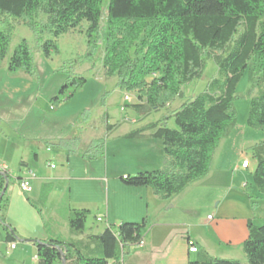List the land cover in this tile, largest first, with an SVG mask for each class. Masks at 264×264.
<instances>
[{"label": "trees", "instance_id": "obj_1", "mask_svg": "<svg viewBox=\"0 0 264 264\" xmlns=\"http://www.w3.org/2000/svg\"><path fill=\"white\" fill-rule=\"evenodd\" d=\"M104 9V0H0V62L9 56L14 26L8 18L22 20L35 32L47 58L59 52L57 41L62 35L86 22L94 52L104 40L106 76L116 78L123 92H138L140 102L128 105L140 112L159 110L172 98L182 96L183 87L201 79L209 60H213L217 76L208 87L165 117L174 118L177 128L158 120L122 135L125 139H160L165 155L162 168L121 176L124 184L151 187L155 194L170 199L206 177L216 150L237 124L234 100L246 72L251 84L247 124L264 131V0H110L104 38L99 40ZM46 34L51 37L46 39ZM8 70L13 75L24 71L36 76L27 40L10 55ZM86 83L84 77L64 83L52 98L53 106L72 99ZM144 99L146 103H141ZM109 119L106 115L108 137L116 127ZM80 141L77 136L55 145L66 147L70 155L77 152ZM105 146L106 138H94L82 152L83 157L100 158ZM253 150L257 165L252 185L264 193V142L254 145ZM8 180V171H0V222L7 228ZM246 190L250 194L249 184ZM90 213L88 209L71 210L73 234L84 233ZM147 227L145 217L139 222L123 221L117 228L107 226L90 241L53 237L49 242H33L45 264L62 263L63 259L65 264H123L126 249L144 240ZM248 228L243 244L246 264H264V224L249 220ZM188 264L244 263L214 258L190 260Z\"/></svg>", "mask_w": 264, "mask_h": 264}, {"label": "crops", "instance_id": "obj_2", "mask_svg": "<svg viewBox=\"0 0 264 264\" xmlns=\"http://www.w3.org/2000/svg\"><path fill=\"white\" fill-rule=\"evenodd\" d=\"M9 57L0 62V171L10 174L6 214L8 228L0 222V264H45L33 240L49 242L53 237H61L85 242L104 231L100 228L94 230L91 225L88 231L85 228L84 233L73 234L69 225L72 209H88L95 213L96 220L101 218L100 221L108 225L123 221L139 222L149 217L148 201L156 198L151 187L128 186L119 177L151 169L153 165L162 168L164 151L158 147L159 153L154 156L145 148L146 145L159 144L156 143L158 141L151 137L122 138L135 129L129 128L106 143L105 165L88 161L80 154L69 155L66 147L55 143L78 136L74 127L79 113L70 108L72 101L57 109L49 106L51 97L58 93L66 78L56 74L45 59L40 61L43 67L35 64L36 76L24 71L13 75L8 70ZM126 110V105L121 108V111ZM145 118L144 115L142 119ZM110 119L109 123L116 125V131L120 124L118 121L110 122ZM125 120L140 124L139 117ZM85 136V144L78 136L81 141L76 153L82 154L79 150L84 151L93 140V128ZM110 155L119 157L118 161L115 159L111 163ZM222 156L227 158L228 155ZM215 158L216 154L208 175L180 193L196 183L212 187L215 190L214 202L218 201L212 212L181 224L165 218L160 220L145 233V245L141 251L144 262L135 261L133 257L128 264H188L190 260L204 261L219 258L218 255L244 252L243 244L249 236L248 222L252 220L255 223L257 218L255 199L262 195L246 179L244 172L250 170V163L248 167L239 162L235 165V161L230 159L215 163ZM253 171L250 172L252 178ZM25 177L31 178V193H24L19 186ZM247 184L251 186L250 194L245 191ZM93 189L101 195L95 203ZM120 193L126 194L128 199L120 198ZM226 205L232 214L225 212L223 207ZM157 225L159 229L155 232ZM14 243L16 247L11 248ZM190 243L198 248L196 253L190 252Z\"/></svg>", "mask_w": 264, "mask_h": 264}, {"label": "rangeland", "instance_id": "obj_3", "mask_svg": "<svg viewBox=\"0 0 264 264\" xmlns=\"http://www.w3.org/2000/svg\"><path fill=\"white\" fill-rule=\"evenodd\" d=\"M104 1V17L102 21V28L99 33V40L101 38H104L107 20L106 9L110 0ZM1 20L2 19L0 18V21ZM8 21L14 26L11 32L9 55L12 54L16 46H18L23 40H27L31 47L37 67H43V65L40 64V61L41 59H45V61H47V63L49 64V67H51L53 70H56V74L58 73L66 78L65 83L76 77H84L87 79V83L85 84V86L77 91L72 99L62 103L64 104L72 101L70 102V108L79 113V117L74 128L76 134L83 138V144L87 142L85 136L86 133L92 130V128L94 138H106V143L112 138H116L115 135L119 132H124L129 128H137L140 124H146L158 120H162L163 122L167 123L168 127L177 128L174 118L164 120L165 117L168 114H171L175 109L179 108L184 102L190 100V98H193L199 93L203 92L208 87L211 79L217 76V66L213 60H209L208 67L203 77L199 80L185 85L182 89V96H176L172 98L166 103L165 107L160 108L159 110L143 109L140 112L135 111L127 103L140 102L138 100V92H123L117 86L116 78H109L106 76V69L104 68L103 64V59L105 57L104 40H101L102 42H100L95 47L96 52H94L93 44H90V38L88 35V23L85 22L80 27L71 30L67 34L62 35L57 41L59 52H53L51 56L47 58L44 56L37 35L35 34V32H33V30H31V28L25 25L22 20L8 18ZM50 37V34L45 35L46 39ZM62 86L60 88H62ZM250 87L251 84L249 81L248 72H246L238 85L237 96L234 100V109L236 111L237 124L231 134L221 142L220 146L216 150L215 163H219L221 160L225 161L227 159L235 161V165L237 162L241 164L244 160L249 161L251 164L250 170L245 171L244 173L246 179L253 183V178L250 173L256 166L253 147L257 143L264 142V131L252 128L247 124L251 100V95H249ZM58 93H56V95H58ZM125 94H128L130 96L129 101L125 100ZM252 94L254 95L256 93ZM56 95H54L53 97H55ZM53 97H51L50 99L49 106H53ZM141 103H146L145 99L142 100ZM61 105L53 107L57 109ZM125 105L127 110L121 111V108ZM106 115L111 118L110 122L118 121L120 124L118 129L113 132L114 135H111L110 137H108V134L106 133ZM144 115L147 118L142 119ZM135 117H139V125L125 120L126 118L131 120ZM154 141H158L156 143L159 144L153 146L146 145L145 148L152 151V154L154 156H157L159 153L158 147H160V149L164 151V145L162 140L160 139H155ZM79 151L83 152L81 150ZM74 154H80L83 157V154L81 153ZM222 154L228 155L227 158L223 157ZM118 158L119 157L114 158L112 157V155H110L109 161L112 163V161H115V159L116 161H118ZM106 160L107 152L105 149L104 156L88 161H93V163L99 162L100 165H105ZM156 163H158V161H156ZM158 168L161 167H154L153 165L151 169H149L154 170ZM239 175L242 176V174L240 173ZM119 179L121 180L120 177ZM245 191L247 192L246 188ZM101 194L103 197H105L104 191L101 190ZM213 194H215V190L212 187L201 183L193 184L192 186H190V188H188L186 192L173 196L171 200H167L166 198L155 194L156 198L150 199L148 201L150 207V216L147 217L148 227L145 230V233H147V231L153 228L155 224H158V222H160V220L164 218L181 224L182 222L188 220L200 218V216L206 217L207 214H210L212 212V209L216 207L218 202L217 200L214 202ZM261 195L262 196L255 199V207L257 208V218L255 220L256 225L264 224V193L262 194L261 192ZM99 196L101 195L97 193L95 189H93V203L99 201ZM119 196L120 198L128 199L127 195L124 193H120ZM103 201L105 202V200ZM223 209L227 214L233 213L232 210H229L227 205L224 206ZM119 224L117 223L116 225H108L105 221H98L95 218V213L91 212L86 223V231L89 230L91 225L93 226L94 230H96L97 228L104 230L107 226L117 228ZM158 227L159 226L157 225L154 230L155 232L158 231ZM141 251H143L142 247L137 245L131 247L130 249H126L125 264H128L129 259H133V257L135 261H138L140 263L141 261L144 262L145 259ZM218 256H220L219 258H221V256L233 257L234 259L239 260L244 264L247 263V258L244 252H241L239 254L232 253L231 255ZM203 260L209 261L212 260V258Z\"/></svg>", "mask_w": 264, "mask_h": 264}, {"label": "built area", "instance_id": "obj_4", "mask_svg": "<svg viewBox=\"0 0 264 264\" xmlns=\"http://www.w3.org/2000/svg\"><path fill=\"white\" fill-rule=\"evenodd\" d=\"M125 100L129 101L130 100V96L128 94H125ZM124 108V107H123ZM249 161L245 160L243 162V166L244 167H248L249 166ZM52 167H55L54 165H52ZM19 186L21 188V190L24 192V193H31L32 190H33V187L31 185V178L29 177H25V178H22L19 182ZM101 220V218H99V221ZM190 252L191 253H196L198 251V248L196 247V245H194L193 243H190ZM145 245V242L144 240L141 241L139 244H137V246H140V247H143ZM16 247V244H12L11 245V248H15Z\"/></svg>", "mask_w": 264, "mask_h": 264}, {"label": "water", "instance_id": "obj_5", "mask_svg": "<svg viewBox=\"0 0 264 264\" xmlns=\"http://www.w3.org/2000/svg\"><path fill=\"white\" fill-rule=\"evenodd\" d=\"M8 185H9V180L6 183L5 189L8 187ZM62 264H65V259H63Z\"/></svg>", "mask_w": 264, "mask_h": 264}]
</instances>
